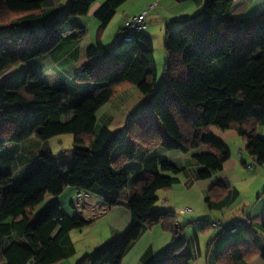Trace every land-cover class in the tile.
Wrapping results in <instances>:
<instances>
[{"label":"trees","instance_id":"16d2710c","mask_svg":"<svg viewBox=\"0 0 264 264\" xmlns=\"http://www.w3.org/2000/svg\"><path fill=\"white\" fill-rule=\"evenodd\" d=\"M53 1L0 0L1 29L18 19L22 28L31 29L23 57L7 52L0 39V75L11 66L47 55L63 41L78 42L87 36L86 28H70L69 22L86 18L99 0H71L64 19L44 31L32 30ZM127 1L106 0L95 13L100 26L87 55L98 60L84 66L77 75L91 84V91L78 103L73 104L66 91L49 87L28 68L20 81L0 84V262L63 261V247L70 232L82 230L91 222L78 214L68 216L60 205L47 204V200L73 187L77 192L99 196L107 209L119 206L129 189L123 168L137 158L132 148L136 144L147 152L167 147L187 154L206 148V153L194 157L202 167L196 178L206 180L222 172L231 158L228 147L211 135V129L232 130L246 140V151L255 162L264 164V141L255 131L264 126V24L243 30L231 14L232 0H206L200 17L183 20L178 32L166 34L167 86L152 109L143 114L147 120L129 123L123 136L108 128L96 132V115L101 108L130 87L150 97L158 81L155 46L145 31L137 33L131 47L123 51H110L103 44L105 31ZM22 38L18 36L16 40ZM65 134L74 136L71 167H59L52 153L43 151L38 168L19 186L13 184L12 174L1 167L7 145L18 146L33 138L45 143ZM8 154L13 156L16 151L11 147ZM164 172L180 173L166 163L161 171H145L136 177L128 201L132 222L124 237L95 250L77 264H123L146 228L161 226L175 237L179 235L176 212L155 208L157 194L179 182L164 176ZM228 189L224 182L212 187L206 199L210 210L222 211L229 205ZM261 232L264 233V222ZM11 237L15 240L7 245ZM181 249L182 245L172 248L161 264H189L190 256ZM257 256H264V252L256 244L238 240L218 252L217 263L237 264Z\"/></svg>","mask_w":264,"mask_h":264},{"label":"crops","instance_id":"0c3cea01","mask_svg":"<svg viewBox=\"0 0 264 264\" xmlns=\"http://www.w3.org/2000/svg\"><path fill=\"white\" fill-rule=\"evenodd\" d=\"M65 1L54 0L53 4L44 11L43 18L32 25V30L44 31L55 21L64 19L71 0L68 4ZM130 1L128 0L118 9L112 20L113 22L120 16L118 35L125 20L137 16L151 5L156 4L157 8L152 10L147 17V21L150 20V22L145 30L152 38L155 46L152 36L153 21L160 27V31H166L167 34L171 29L181 27L183 20L201 15L206 0H133L135 7L127 9L125 6ZM232 1L231 14L243 30L258 28L264 24V0ZM102 3L98 2L87 17L92 16L95 18V13ZM87 17L71 19L69 27L78 26L88 30V27L91 28L93 21H87ZM18 20L8 28H0V39L4 40L7 52L17 53L23 57L28 44L27 36L30 34L31 29L22 28ZM97 23L95 36H92L89 29L87 36L82 41H63L47 55L9 67L0 75V84L15 82L17 77H22V74L28 68L36 72L49 87L66 91L73 104L78 103L83 96L91 91V84L87 80L78 79L77 75L84 66L91 65L98 60V58L90 59L87 55L88 48L97 39L100 26L98 20ZM172 24L173 28L170 27ZM18 36L23 37L21 41L16 40ZM165 38L166 35L163 38L164 42ZM102 41L104 44V37ZM126 90L99 110L96 115L97 133L103 128H108L115 133L119 132L113 126L117 125L123 111L126 110L124 116L126 113V116L130 118L129 116L135 111L136 105L143 101L139 91H133L131 87ZM70 117L71 115L67 116V118ZM143 119L147 120L148 118L144 117ZM0 123L2 124V120ZM212 130L215 129H211V135L225 144L228 149L229 144L227 141L238 135L232 130H219L222 131V135ZM34 139L18 146L7 145L5 151L8 152L4 151L1 167L12 174L13 184L16 186H19L38 168L40 155L43 151H50L55 158V153L48 150L47 147H38L40 146L39 141H36L38 143L35 144V147H30L29 143ZM11 147L16 151V154L8 157L9 148ZM25 147H28L30 152ZM132 148L136 150L137 158L133 162L124 165L123 170L129 181V189L125 193L122 203L115 208L108 209L96 218L95 205L101 203L102 199L92 194L84 205L82 215L83 219L91 222V225L82 230L70 232L69 239L63 247L65 259L58 264H77L95 250L121 240L132 222L128 201L134 180L145 171H161L162 166L166 163L177 167L180 173L174 175L170 172H164L163 175L177 178L179 182L172 189L160 191L157 194L158 202L155 208L162 211L176 212L177 221L175 225L180 231L179 235L175 237L172 233L166 232L161 226L146 228L141 238L125 256L123 264H161L168 259V251L181 245V252L190 256L189 264H218V252L224 246L238 240H249L264 252V233L261 232V226L264 222V164L258 165L247 151L249 157H246L247 154L244 155L245 153L240 151L241 157L244 158L242 165L239 166V163L232 159V153L229 149L231 158L226 162L223 171L214 174L209 179L199 180L196 175L202 167L194 157L206 153L207 149L204 147L187 154L169 151L167 147H158L151 152H147L139 144ZM59 163L61 168L65 165L71 167L73 154L68 156L66 161L63 158L60 162L57 161V164ZM17 175H19L20 181H15ZM220 182L228 185V194L231 201L222 211L210 210L206 199L212 187ZM77 191L76 188L68 187L60 196L47 200V204L56 203L60 205L65 214L75 217L77 213L72 205ZM186 208L190 211L184 214L181 213V210ZM244 217L249 218L252 226L240 228L236 234L224 233L210 225L213 220L234 223ZM90 229L94 230L95 234L91 239L82 241L80 238H84L83 234ZM13 240H15L14 237L9 238L6 244L8 245ZM0 264H5V262L1 261ZM237 264H264V256H257L249 261H241Z\"/></svg>","mask_w":264,"mask_h":264},{"label":"rangeland","instance_id":"374dc122","mask_svg":"<svg viewBox=\"0 0 264 264\" xmlns=\"http://www.w3.org/2000/svg\"><path fill=\"white\" fill-rule=\"evenodd\" d=\"M106 0H99V2H104ZM67 4L68 2H70L69 0L65 1ZM135 3V2H134ZM133 3V0H131L130 2H128V4H126L125 7H127V9H132L135 7ZM137 6V5H136ZM124 9V8H122ZM201 15H199L198 17H200ZM89 22L93 21V24L90 27H88V30L90 29V32L92 34V36H95L97 31H96V26L98 25L97 20L95 18H93L92 16L87 17ZM119 21H120V16H118L116 18L115 21H113L109 27L107 28V30L105 31L103 37H104V41H105V47L107 49H109L110 51L113 52H119V51H123L125 49H128L131 47V44H126L123 46H118L116 44V40L118 37V28H119ZM150 22V20L147 21V25ZM159 23V22H158ZM154 24V28L152 29V36L154 38L155 41V46H156V54H155V59H156V67H157V73H158V81H157V85L155 88V91L153 93V95H151L150 97H144L143 101L139 102L136 105L135 111H133V114L131 116H129L130 118H128L125 113L124 116V110L123 111V115L120 116L118 123L115 127L116 131H119L118 134L119 135H125L126 133V126L130 123H132L133 121H143L144 122V113L148 112L152 109V105L155 102V100L158 98V96L162 93V91L166 88L167 86V79H168V72L166 70L167 68V64L169 61V57L166 53L165 50V42L163 40L164 36L166 35V31H160V27L157 26V23L155 21H153ZM172 25H170L171 28ZM67 28V27H66ZM178 29H171L170 33H174V32H178L182 26L177 27ZM163 29V28H162ZM21 77H17L15 82L20 81ZM128 89V88H127ZM131 89L133 91H137V88L135 87H131ZM127 91V90H126ZM140 93V92H139ZM124 96V94H123ZM134 98V97H133ZM100 114V113H99ZM153 118L156 119L155 116H153ZM1 121V119H0ZM1 124V123H0ZM162 132L165 134L166 130L165 128L162 126V124H159ZM215 130L212 131H217L216 133H220L222 135V131H219V129L217 130V128H212ZM256 134L259 138H261L264 141V126H258L256 129ZM38 141L37 139L32 140L29 145L30 147H35V144L38 143L36 142ZM73 142H74V136L71 134H65V135H61V136H57L45 143H39L40 146L38 147H47L48 150H51L55 153V159L56 161L60 162V160L63 158L65 161L67 160L68 156L73 154ZM228 146L229 149L232 153V159L236 160L239 163V166L242 165V160L244 157H241L240 151L244 152L246 155V140H244V138L236 135V137H234L233 139H229L228 141ZM34 145V146H32ZM25 149H27L28 152L29 149L28 147H25ZM34 152V151H33ZM246 157H249L248 154L246 155ZM59 167H61L60 163H59ZM258 168V167H257ZM21 172V171H20ZM20 181V177L19 175H17V177L15 178V181ZM43 208V207H42ZM41 208V209H42ZM40 211V209L37 210V213ZM94 230H89L87 232H85L83 234V236H85L84 238H80L82 241L85 240H89L92 238V236L94 235Z\"/></svg>","mask_w":264,"mask_h":264},{"label":"built area","instance_id":"2783aa9c","mask_svg":"<svg viewBox=\"0 0 264 264\" xmlns=\"http://www.w3.org/2000/svg\"><path fill=\"white\" fill-rule=\"evenodd\" d=\"M157 8V5H151L147 10L143 11L142 13L134 16L131 19L125 20L123 23V27L118 39V45L123 46L126 44H133L135 41V35L139 32L145 31L147 29V17L149 13ZM91 194L86 191H79L77 192L74 201H73V208L76 213L80 216L83 215L84 212V205L88 198H90ZM108 209L102 203H98L95 205V217H100L104 212ZM189 209H182L181 213L189 212ZM213 228L222 231L224 233L229 234H236L238 233L240 228L251 227V222L249 221L248 217H244L234 223H225L219 220H213L210 224ZM34 264V263H30Z\"/></svg>","mask_w":264,"mask_h":264}]
</instances>
